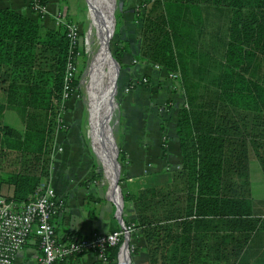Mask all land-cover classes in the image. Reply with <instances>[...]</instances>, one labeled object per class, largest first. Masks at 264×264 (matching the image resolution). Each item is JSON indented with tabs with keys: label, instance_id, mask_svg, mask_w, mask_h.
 <instances>
[{
	"label": "trees",
	"instance_id": "obj_1",
	"mask_svg": "<svg viewBox=\"0 0 264 264\" xmlns=\"http://www.w3.org/2000/svg\"><path fill=\"white\" fill-rule=\"evenodd\" d=\"M204 4L227 9L225 30L218 28L210 45L202 44ZM135 16L139 58L177 71L191 105L181 104L175 124L180 166L166 182L122 192L131 216L123 220L141 239L132 251H144L146 264H247L241 254L251 150L264 175V0H145ZM67 55L61 26L43 28L0 8V186L12 185L7 199L22 203L49 181ZM5 108L18 113L22 128L1 120ZM118 248H106L109 261Z\"/></svg>",
	"mask_w": 264,
	"mask_h": 264
},
{
	"label": "crops",
	"instance_id": "obj_2",
	"mask_svg": "<svg viewBox=\"0 0 264 264\" xmlns=\"http://www.w3.org/2000/svg\"><path fill=\"white\" fill-rule=\"evenodd\" d=\"M135 1L124 0L123 2L122 24L118 36L119 40L116 43V46L126 47L119 55L123 70L119 86L120 91L126 92L122 93L119 100L121 119L117 127L116 140L125 154V173L130 176L137 175L139 171H142L148 162L146 156L156 154L155 152L159 148L158 135L147 132L144 123L141 122L143 115L140 116L139 114L138 116L140 117H134L136 111H140L141 106H143L141 100L146 99L147 87L136 84L127 89L128 82L134 76L142 74L149 76L153 70L150 61L139 58L141 21L138 24L134 20L133 7H130ZM46 2L48 14L44 17H38L33 12L29 5V0H0V8L8 7L22 12L38 20L43 28L56 27L53 20L56 11H61L67 19L72 20L76 17L75 13L70 11L69 0H46ZM5 98L4 84L0 82V101H5ZM9 110L11 108H5L2 115ZM19 120L21 121L20 117ZM4 122L11 125L9 122ZM22 126L21 122L20 126L15 127L22 128ZM63 135L65 134L61 135L62 139L65 138ZM95 136L93 132L92 137L96 146L97 137L95 138ZM69 138L66 137L67 140L65 139L66 143L63 144L61 154L57 152L51 162L50 183L56 192L63 194L65 198V211L52 219L56 235L60 238L72 235L86 236L96 231H109L117 228L119 226L117 214H114L111 205L101 198L98 180L90 179L93 171L88 156L75 152V148L71 145L73 138L70 136ZM58 141L57 139L56 144L59 143ZM70 145L71 148L69 147ZM96 147L97 152L102 157H105V153L99 151L98 146ZM68 149H70L69 153L66 152ZM59 161L60 165H58ZM259 168L256 162L250 166L249 159V189L246 197L249 201L250 211L243 221V229L248 236L241 254V260L247 264H264V175L261 168ZM2 170L0 169V172ZM72 173L75 174V177L72 176ZM11 190L12 185L10 184L2 183L0 186V193L3 195L10 194ZM108 198L110 199L109 195ZM237 225L240 224L238 223ZM241 229L239 227L238 230ZM234 232H237V229ZM39 254L38 240L34 234H31L16 253L14 264H37ZM56 264H97V262L95 255L91 251H83L73 253L66 260L58 261ZM105 264H116V259Z\"/></svg>",
	"mask_w": 264,
	"mask_h": 264
},
{
	"label": "rangeland",
	"instance_id": "obj_3",
	"mask_svg": "<svg viewBox=\"0 0 264 264\" xmlns=\"http://www.w3.org/2000/svg\"><path fill=\"white\" fill-rule=\"evenodd\" d=\"M136 1L130 7H133L132 13L134 14V20L137 21V23L139 24L141 19L135 16V12L136 10L141 11L143 9L145 0H139L137 2ZM123 2L124 0H112L111 12L113 17V32L107 44L109 53H111V55L115 58V60L113 61L115 64L116 71L112 101L109 103L108 107L107 129L115 146V150L117 151L116 159L119 162V171L117 172L118 179H116V185L120 196V204L121 195L124 190L136 189L137 187L146 185V183L152 184L166 182L169 179L171 170L180 166L181 155L178 145V139L175 133V124L179 107L181 106V104L185 103L188 105L189 101L191 100L189 98L190 93L188 94V92L186 91L184 82L177 71L170 70L172 72H177L176 77H171L169 74V70H166L165 68L154 67L152 63L151 65L153 67V70L151 71L149 76L146 74H142L139 76H134V78L129 81L132 83L134 80H136V83H138L137 85H144L149 90H147L145 93L146 99L141 100L143 102V106H141L140 111H136L134 117H137L139 114L140 116L143 115L141 122L144 123L147 132H150L153 135H155L156 133L158 135L159 148L155 152L156 154H153L151 156L149 154L146 156L148 162L146 166L143 167L142 171H139L137 175H126L125 154L122 150V147L118 144V141L116 140L117 127L120 124L119 120L121 119V107L119 100L120 96L124 92L120 91L119 86L123 73L122 64L120 63L119 57L117 58L115 55V52H117L120 47L116 46V43L119 40L118 36L120 33V26L122 24V10H124ZM69 6L70 11H73L76 16L72 20L76 21L79 25L82 52L79 58V67L77 69V73H79L78 90H76V94L74 96H71L63 102L64 109L61 111L59 119L60 121L64 122L65 129L60 130V134L59 132H57L56 141L58 139L59 145L63 146V144L66 143V137L70 139V136L73 138L71 145L75 148V152H80L82 153V155L88 156V160L91 163L93 171L90 176V179L93 175H98L99 178L97 180L99 184H97L99 185L98 188L100 191L101 198L105 199L111 205L112 211L118 216V225L120 226V220L121 222L126 224L123 220V216L128 218L131 217L129 213L130 211L129 209H125L123 207V204L121 206L120 211H117V209L119 210V207L116 204L117 202L112 198H108L111 187V172L109 173V166L108 163L105 161V157H102L96 150V146H98L100 151V146L98 145L96 136L95 146L94 139L92 137V133L94 132L95 134V127L93 125L91 113L88 106L87 86L90 80L89 70L93 59L92 57L97 52L100 46L101 33L96 17L94 16L90 8V1L69 0ZM63 7L65 8V6ZM203 8L205 10L206 15V25L204 29L202 44L206 45L207 42H209L210 45L211 36H213V33L215 34L218 28L219 31L224 32L225 30L227 9L222 6L215 7L213 5L208 4H204ZM119 12L121 13L120 22L116 18V13ZM141 78H145V80L140 82ZM98 82L99 81L96 80L95 86L98 84ZM129 82L127 84V89H129L130 87ZM146 94H148L149 96ZM93 98L95 102L100 103L102 101L101 90L98 89L96 91V94L93 95ZM190 105L191 104H189V106ZM2 117V121L9 122L11 123V125H15L18 127L21 124L18 113L13 109L4 113ZM62 134H65L63 135V137H65L63 139L61 138ZM71 145L69 146L70 148ZM57 152L58 154H61L62 150H59ZM66 152L69 153L70 149H68ZM120 153H122V155L124 156L123 159L119 158V156H121ZM56 154L53 155V159L55 158ZM249 155L250 166L254 165V162H256L259 168L258 162L252 154V150L249 152ZM58 165H60V161ZM72 176L75 177V174L72 173ZM139 242H141V239L132 237L130 231L127 238V244L129 248V257L131 264H138L140 262L146 264L144 251H132L133 245ZM117 261L119 263V260ZM96 262L98 263V259H96ZM108 262L110 261L108 260Z\"/></svg>",
	"mask_w": 264,
	"mask_h": 264
},
{
	"label": "built area",
	"instance_id": "obj_4",
	"mask_svg": "<svg viewBox=\"0 0 264 264\" xmlns=\"http://www.w3.org/2000/svg\"><path fill=\"white\" fill-rule=\"evenodd\" d=\"M29 5L38 17L47 16L46 0H29ZM53 20L56 26H61L64 29L68 40L62 92L64 102L76 94L71 83L79 67V58L82 52L81 34L78 23L67 19L61 11L54 13ZM153 65L161 68L158 64ZM169 74L171 77L177 76V72L169 71ZM144 80L145 78H141L140 82ZM133 83H136V80L130 84H138ZM60 122V130L65 129L64 122ZM62 149V145L56 144L53 155ZM64 211L65 198L63 194L56 192L50 180L46 183L42 182L22 203L0 195V264H14L16 253L31 234L36 236L40 248L37 264H56L73 253L83 251H91L98 259L97 264H105L108 262L106 248L115 244H119L116 256V261L119 260V263L117 261V264H121V251L124 244L126 245L127 264H131L127 244V238L131 231L130 225L124 224L120 220V226L109 231H96L86 236L60 238L56 235L52 219Z\"/></svg>",
	"mask_w": 264,
	"mask_h": 264
},
{
	"label": "bare ground",
	"instance_id": "obj_5",
	"mask_svg": "<svg viewBox=\"0 0 264 264\" xmlns=\"http://www.w3.org/2000/svg\"><path fill=\"white\" fill-rule=\"evenodd\" d=\"M90 8L96 17L99 25L101 37L100 46L92 57V63L89 70L90 80L87 86L88 106L91 113L95 135L97 137L100 151L105 153V161L111 172V187L109 197L115 200L121 208L120 196L116 185L117 172L119 167L115 162V146L107 129L108 107L112 101L114 91V80L116 77L115 64L108 50V40L113 32V17L111 12L112 0H89ZM98 84L95 86V82ZM102 92V101L95 102L93 95L97 90ZM120 208L118 211H120ZM126 245L124 244L121 251V264H127Z\"/></svg>",
	"mask_w": 264,
	"mask_h": 264
},
{
	"label": "water",
	"instance_id": "obj_6",
	"mask_svg": "<svg viewBox=\"0 0 264 264\" xmlns=\"http://www.w3.org/2000/svg\"><path fill=\"white\" fill-rule=\"evenodd\" d=\"M110 55H111V53H110ZM111 57L113 58V60H115V58L111 55ZM116 154H117V151L115 150V155H114V158H115V162L117 163V165H118V167H119V162H118V160L116 159ZM118 179V178H117ZM123 202V198H122V195H121V206H122V203ZM121 209V208H120ZM117 211H118V209H117ZM120 219H121V217H120Z\"/></svg>",
	"mask_w": 264,
	"mask_h": 264
}]
</instances>
